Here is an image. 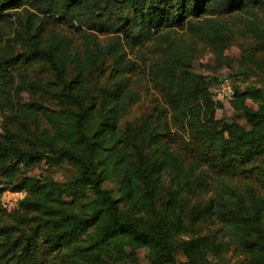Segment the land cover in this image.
Returning <instances> with one entry per match:
<instances>
[{
  "label": "trees",
  "instance_id": "obj_1",
  "mask_svg": "<svg viewBox=\"0 0 264 264\" xmlns=\"http://www.w3.org/2000/svg\"><path fill=\"white\" fill-rule=\"evenodd\" d=\"M254 9L264 10V0H0V105L14 110L23 131L27 118L44 121L26 146L0 132V194L25 191L0 221V264H123L138 248L149 264H182L178 251L196 264H222L206 256L222 243L233 244L244 264H264V91H235L232 104L248 128L216 119L221 103L209 80L187 68L183 52L203 43L220 55L248 32L264 37L260 19L248 15ZM62 24L86 34L83 43ZM148 42V74L161 88L163 107L124 120L135 101L128 76L135 61L126 46ZM106 57L110 84L96 86L92 76H103L98 67ZM35 64L53 73L55 108L13 102L12 93L24 87L12 67ZM41 161L80 167L63 188L21 177V165ZM204 165L220 190L192 217L208 218L213 228L184 239L180 195L192 189V179L200 191L209 188ZM242 173L253 183L236 185Z\"/></svg>",
  "mask_w": 264,
  "mask_h": 264
},
{
  "label": "rangeland",
  "instance_id": "obj_2",
  "mask_svg": "<svg viewBox=\"0 0 264 264\" xmlns=\"http://www.w3.org/2000/svg\"><path fill=\"white\" fill-rule=\"evenodd\" d=\"M254 16L248 14L250 17H255V21L260 22L256 24L260 29L264 28V10L254 9ZM16 15H11V21H16ZM2 30L8 31V24L2 25ZM62 27L68 31L73 39L78 43L82 42L87 36L73 27H69L66 24H62ZM82 32H85L84 28H81ZM88 33V32H86ZM241 35L231 43H228L221 51L220 55H216L211 51L209 46L203 43L188 44V47L183 51L188 54L184 59L187 68L193 73L202 75L209 80V89L214 84L219 83V79L226 77L234 91L231 98H225L219 101L221 106L215 110V118L223 122H237L238 124L248 128V125L244 119V116L236 110L232 104V100L235 97V91H243L248 87H256L264 91V37H254L252 33ZM102 44L109 42V35H98ZM180 39L187 40L189 35L188 31L180 29L178 33ZM3 40L6 36L2 33ZM150 42L145 43L143 46L128 47L126 56L132 58V69L128 73L130 77V86L135 93V101L130 106L128 112L124 115V120L133 119L150 113L155 106L163 107V99L161 88L155 85L148 74V60L147 56H151L150 50L146 47ZM122 49H125L123 47ZM99 68L103 70V76L96 78L92 76V81L96 86H107L110 84L107 76L112 68V61L109 57L104 59L102 64H99ZM15 82L21 87L23 85L24 90L19 93H12L13 102L21 101L28 102L35 100L42 103L45 106L55 108L56 102L50 96L48 82L54 80L53 73L49 71L45 66L40 64L35 65H18L12 67ZM97 79V80H96ZM21 80L24 81L20 82ZM216 84V85H217ZM247 103L254 106L251 100H247ZM169 111H166V116ZM14 110L8 107L0 105V132L6 133L14 138L20 145L26 146L28 141L37 140V126L41 124L44 126V121L41 117L37 116L25 119L27 130L23 131L13 120ZM22 119V118H21ZM170 129L175 131L174 128ZM178 137L185 138L183 132H176ZM177 140V139H176ZM181 142V140H179ZM260 160V159H259ZM80 165L77 162L62 161L59 164H48L44 161L33 162L21 165V177H42L52 180L58 186L63 188L65 183L76 174ZM206 173L210 170L207 165L200 168ZM212 172L206 176V180L209 183V188H203L200 191L196 186L193 179L191 180V190H186L180 197L183 200L184 208L178 210L177 215L179 219L184 223L183 230L179 232V236L184 239L191 238L192 236H201L207 230V228H213V223L208 218L200 220H194L192 213L196 207H203L205 202L212 196H215L216 192L220 189L215 188L214 178ZM252 175L251 173H248ZM236 185H243V182L253 183L249 178L242 173L236 178ZM166 187L169 186V176L166 175L164 181ZM252 186V185H251ZM255 188V187H254ZM258 190L260 188L258 187ZM262 191V190H261ZM14 207L13 209H15ZM13 209H6L1 204L0 194V221H5V214ZM177 219V218H176ZM218 238V235H217ZM222 243V242H221ZM207 259H212L213 262L222 264H244L241 261V253L234 247L233 244L225 245L222 243L219 247V251L214 254L210 251L206 253ZM178 260L182 264H196L195 261L188 260L180 251L177 254ZM123 264H149L148 257L143 248L135 250L133 256L124 260Z\"/></svg>",
  "mask_w": 264,
  "mask_h": 264
},
{
  "label": "built area",
  "instance_id": "obj_3",
  "mask_svg": "<svg viewBox=\"0 0 264 264\" xmlns=\"http://www.w3.org/2000/svg\"><path fill=\"white\" fill-rule=\"evenodd\" d=\"M217 84V83H216ZM214 84L210 91L215 100L221 101L225 98H231L234 91L229 82V79L225 76L219 79V83ZM25 195V191L23 189H11L6 188L1 192V204L6 209H13L17 206L20 199H22Z\"/></svg>",
  "mask_w": 264,
  "mask_h": 264
}]
</instances>
